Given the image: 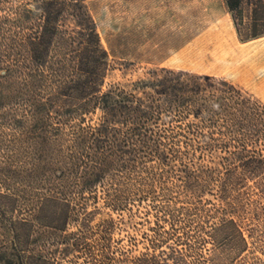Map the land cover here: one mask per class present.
Listing matches in <instances>:
<instances>
[{
  "label": "trees",
  "instance_id": "1",
  "mask_svg": "<svg viewBox=\"0 0 264 264\" xmlns=\"http://www.w3.org/2000/svg\"><path fill=\"white\" fill-rule=\"evenodd\" d=\"M226 2L235 24L238 26L241 21L246 24L245 36L238 28L242 39L264 34V0ZM13 11L12 18L0 14V25L7 19L12 29L24 26L22 32L16 31L11 36L13 57L6 64H2L5 49L0 48V66L5 65L6 70L0 73V234L6 237L0 243L3 249L0 262L53 264L50 258L37 254L15 258L26 253L30 243V220L18 212L23 199L21 193L30 183L31 174L35 175L31 170L48 171L54 162L58 163V174L40 199L42 205L58 206L53 219L58 221L60 229H65L69 207L75 198L96 199L101 192L105 204L117 209L132 187L138 190L150 178L159 176L161 182L170 174H175L186 190H196L207 170L184 162V158L201 147L202 138L208 141L212 136L204 129L214 125L215 116L223 117L221 113H224L222 120L227 121L218 128L219 133L229 127L228 119L233 114L225 111L235 89L222 79L163 67L131 81L129 86L117 83L104 88L107 51L82 0H32L15 6ZM244 11L248 15L246 22ZM66 13L76 22L82 38L74 60L67 58L66 53L55 51L60 21ZM21 50L26 55L22 56ZM191 113L199 121L184 122L182 119ZM176 120L178 123L174 124ZM236 123L234 127L238 128ZM51 133L58 136V158H53L49 146ZM29 147L36 152L31 167L26 156ZM236 153L242 156L234 166H225L218 182L217 195L225 211L231 205L230 190L240 183L235 170L243 167L241 174L259 178L264 166V154H242L240 150ZM258 184L264 190V182ZM192 208L183 210L186 213ZM174 215L172 210H165L170 227L156 229L151 240L153 248L138 254L109 252L106 241L112 219L101 221L94 231L100 253H87V261L90 264H204L202 259L189 258L194 243L184 227L186 234L177 230L180 227ZM85 221L78 229L80 233L69 240L70 244L78 243L82 235L92 231L93 227L89 228V222ZM218 232L223 233L225 242L232 244L230 253L241 254L248 249L247 236L234 218H223L209 231L211 236ZM166 238L173 240L170 243ZM163 241L165 247L160 246ZM245 258L241 262L233 258L228 261L216 250L206 257L211 264H264L259 258L255 261Z\"/></svg>",
  "mask_w": 264,
  "mask_h": 264
},
{
  "label": "rangeland",
  "instance_id": "2",
  "mask_svg": "<svg viewBox=\"0 0 264 264\" xmlns=\"http://www.w3.org/2000/svg\"><path fill=\"white\" fill-rule=\"evenodd\" d=\"M24 2L31 3L32 0H0L1 16L12 18L13 8ZM226 3V0H82L85 10L94 20L100 43L107 51L104 88L117 83L129 86L131 81L162 67L191 75L210 76L225 80L234 87L233 99H228L230 105L225 111H230L233 118L229 117V127L224 129V133H219L218 128L227 121L222 120L224 113H221L223 117L215 116L214 125L204 129L212 136L207 138L208 141L202 138L199 141L201 147L184 158V162L207 170L196 190H186L175 174H170L165 175L161 182L159 176H154L138 190L132 187L117 209L105 204L101 192L96 199L89 196L75 198L69 207L65 229H60L58 221L53 219L58 206L42 205L40 199L58 174V163L54 162L48 171L31 170L35 175L31 174L28 178L30 183L21 193L23 199L18 212L30 220V243L26 253L17 254L16 259L37 254L50 258L53 264H90L85 255L100 253V243L95 242L94 231L98 223L107 218L112 219L106 241L109 252L118 255L151 250L155 230L170 227L165 219V210H172L180 227L177 230L186 234L183 233L184 227L194 243V251L189 257L192 260L199 258L204 264H211L206 257L216 250L221 258L227 257L228 261L233 258L241 262L248 256L245 260L259 258L264 263V190L258 184L264 182V166L259 178L241 174L243 167L235 170L240 183L230 190L228 211L222 210L225 205L217 195L219 177L226 170L225 166H234L242 156L237 151L264 154V34L242 39L238 28L245 36L243 28L246 24L242 21L238 26L235 24ZM28 6L31 7L30 4ZM243 15L246 22L247 11ZM1 23L0 48L5 49L2 64H6L13 57L11 36L16 31L22 32L24 26L12 29L7 19ZM60 23L55 51L61 55L66 53L67 58L74 60L82 41L79 27L68 13ZM20 54L24 56L26 51L21 50ZM5 72V65L0 66V73ZM182 120L199 121L194 113ZM234 121L238 128L234 127ZM49 146L53 158H58L56 134L51 133ZM26 153L31 167L36 160L35 149L29 147ZM185 207L193 208L185 213ZM89 211L91 214L86 216ZM223 218H234L244 230L249 244L241 254L238 251L230 253L232 244L224 241L223 233L210 235L212 226ZM85 219L89 228L93 227L92 231L84 237L82 235L78 243L70 244L69 240H74L80 233L78 229ZM4 238L0 234V243ZM166 239L170 243L173 240ZM165 242H160V246L165 247ZM7 256L11 257L12 253Z\"/></svg>",
  "mask_w": 264,
  "mask_h": 264
}]
</instances>
